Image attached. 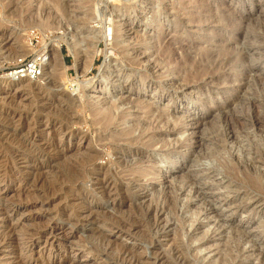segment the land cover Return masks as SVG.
<instances>
[{
	"label": "rangeland",
	"instance_id": "1",
	"mask_svg": "<svg viewBox=\"0 0 264 264\" xmlns=\"http://www.w3.org/2000/svg\"><path fill=\"white\" fill-rule=\"evenodd\" d=\"M0 264H264V0H0Z\"/></svg>",
	"mask_w": 264,
	"mask_h": 264
},
{
	"label": "bare ground",
	"instance_id": "2",
	"mask_svg": "<svg viewBox=\"0 0 264 264\" xmlns=\"http://www.w3.org/2000/svg\"><path fill=\"white\" fill-rule=\"evenodd\" d=\"M34 13V12H33ZM41 21V20H40ZM43 21V20H42ZM119 27V26H118ZM118 27L117 26H114L113 28L111 27H109L108 28V33H112V32H115V33H117L118 32ZM107 32H106V34L105 35H107L108 34ZM72 34V33H71ZM68 36V35H67ZM67 36H65V37H67ZM140 38V37H139ZM83 40V39H82ZM82 40H79V41H77V39L75 38V36L74 35H70L69 34V36L67 37V41H68V43H69V45H70V47H71V49L73 50V49H75L78 45H79V43H80V41L82 42ZM83 44V43H82ZM82 44H80V45H82ZM54 48H56L55 50H56V52H59V48H60V44H54ZM82 46H85V43L82 45ZM86 47H87V45H86ZM97 45H95L94 46V50H93V48L89 51V53L87 54V57L85 56V61H84V64H83V69L81 70V71H79V75H84L86 72H88L89 70H90V68H91V66L93 65V60H94V58H95V55H96V52H97ZM53 48V49H54ZM78 48V47H77ZM135 48H137V47H132L131 49H133V50H135ZM78 49H80V48H78ZM52 50V49H51ZM132 50V51H133ZM76 51H77V49H76ZM81 51V50H80ZM83 51V50H82ZM77 53V52H76ZM82 53V52H81ZM84 53V52H83ZM79 54V53H78ZM77 54V55H78ZM51 55V54H50ZM74 55H75V53H74ZM82 56V55H81ZM50 58H51V56H49L48 55V57H47V59L48 60H46L45 61V58H44V60H43V65H44V69H43V72H46V71H53L54 70V65H53V63H52V61L50 60ZM134 60V59H133ZM80 61V60H79ZM78 62V61H77ZM81 62V61H80ZM233 63V62H232ZM82 65V64H81ZM62 66V65H61ZM62 67H64V66H62ZM61 67V68H62ZM60 69V68H59ZM17 72H12V73H9L8 75H7V78H11L12 80H17V82L18 81H23V79L24 78H20V77H17ZM6 78V77H5ZM80 97V96H79ZM77 99V98H76ZM77 100H80V99H77ZM83 100V99H82ZM96 100V99H95ZM125 99H123L122 101H124ZM132 100V99H131ZM135 101V100H134ZM134 101H133V103H134ZM126 102L127 101H125L124 103L126 104ZM130 101H128V103H129ZM118 104V103H117ZM91 105V104H90ZM111 105V104H110ZM116 104H112L111 106H108V107H106V108H104V109H96V111L97 110H99V111H97L95 114L99 117V119H98V121L100 120L102 123H103V126L105 125L106 127H108V126H110V125H114L119 119L121 120V119H123L122 117V115H120V114H118L119 116H121V117H115V116H117V115H115V109L117 108V106H115ZM94 106V105H93ZM103 107V106H102ZM133 109V108H132ZM94 112V111H93ZM163 112V111H162ZM122 113V112H121ZM97 116H96V118H97ZM146 118H144V121L142 120V122H141V124L139 125V127H140V130H141V132L139 133L141 136H143V137H145L146 138V136L147 135H149V134H151V133H149V134H146V130L147 129H150V128H154V126H153V124L154 123H158V121H162L166 116H163L162 115V113L160 114V113H158L157 115H155V113H150V115H148V116H145ZM167 119V118H166ZM119 120V121H120ZM141 121V120H140ZM167 121V120H166ZM95 122V121H94ZM96 123V122H95ZM100 123V122H99ZM98 123V124H99ZM101 123V124H102ZM140 123V122H139ZM138 123V124H139ZM138 124H136L135 125V127H137L138 128ZM121 125V124H120ZM115 126H117V123H116V125ZM114 126V127H115ZM119 126V125H118ZM105 127V128H106ZM120 127V126H119ZM136 128V129H137ZM102 129H104V128H102ZM115 129V128H114ZM127 129V128H126ZM125 129V130H126ZM110 130V129H109ZM128 130V129H127ZM130 130V129H129ZM138 130H139V128H138ZM151 131H152V129H150ZM149 130V131H150ZM154 130V129H153ZM131 131V130H130ZM148 131V130H147ZM113 132H115V130L113 131ZM126 132V131H125ZM133 132V131H132ZM126 133H128V132H126ZM114 134H116V133H114ZM113 134V135H114ZM128 134H131V132H129ZM110 135H112L111 133H110ZM127 135V134H126ZM125 135V136H126ZM156 135V134H155ZM154 135V136H155ZM124 136V135H123ZM122 136V137H123ZM124 136V137H125ZM128 136V135H127ZM130 136V135H129ZM151 136H153V135H151ZM114 137V136H113ZM113 137H112V141H114V139H113ZM116 137V136H115ZM132 137V136H131ZM135 137V136H134ZM132 138V139H135V138ZM157 137V136H156ZM117 138V137H116ZM115 138V140L117 141L118 139H116ZM140 138V137H139ZM149 138H150V136H149ZM149 138H148V140H149ZM110 139V138H109ZM122 139H124V138H122ZM138 139V138H137ZM136 139V140H137ZM157 139V138H156ZM156 139H155V137H153L152 138V142H156ZM127 140L129 141V139L127 138ZM126 140V141H127ZM141 140H143V139H141ZM109 141V140H108ZM121 141H123V140H121L120 139V142ZM135 141V140H134ZM119 142V141H118ZM119 142V143H120ZM123 142H125V140L123 141ZM139 142H141V141H139ZM146 142H148V141H146ZM152 142H149L150 143V145H151V143ZM129 143H130V141H129ZM131 143H133V140H132V142ZM137 143H138V141H137ZM142 143V142H141ZM143 143H144V140H143ZM148 143V144H149ZM146 144V143H145ZM154 144V143H153ZM137 145V144H136ZM149 145V146H150ZM122 146H123V144H122ZM126 146V145H125ZM147 147H148V145H147ZM125 148V147H124ZM141 149H142V147H141ZM18 151V150H17ZM144 152V151H143ZM59 154V153H58ZM90 156V155H89ZM92 156H93V154H92ZM134 156V155H133ZM132 156V157H133ZM135 156H136V154H135ZM134 156V157H135ZM146 156V155H145ZM90 158H91V156H90ZM122 158V157H121ZM128 158V157H127ZM136 158V157H135ZM135 158H133V159H135ZM140 157H138V158H136L135 160H138ZM147 158V157H146ZM123 159V161H124V158H122ZM150 159V158H149ZM126 160H128V159H126ZM41 168V167H40ZM35 174V173H34ZM57 175V174H56ZM249 177V176H248ZM254 180H256V182L254 183V184H256L257 183V180L258 179H254ZM252 182V181H251ZM259 183V182H258ZM258 185V184H257ZM141 186V185H140ZM259 186H261L260 184H259ZM58 187V186H57ZM259 188H261V187H259ZM171 201H172V199H171ZM152 203V202H151ZM150 206V205H149ZM155 209H157V208H155ZM157 214V213H156ZM175 235V234H174ZM176 236V235H175ZM173 238H175V237H173Z\"/></svg>",
	"mask_w": 264,
	"mask_h": 264
},
{
	"label": "built area",
	"instance_id": "3",
	"mask_svg": "<svg viewBox=\"0 0 264 264\" xmlns=\"http://www.w3.org/2000/svg\"><path fill=\"white\" fill-rule=\"evenodd\" d=\"M47 57L46 53H41L36 59L30 61H26V58H19L9 73L17 72V77L36 80L43 73V60L44 58L45 61L48 60Z\"/></svg>",
	"mask_w": 264,
	"mask_h": 264
}]
</instances>
